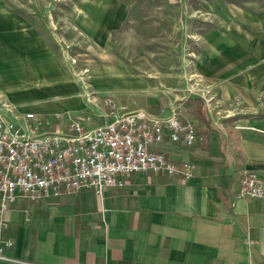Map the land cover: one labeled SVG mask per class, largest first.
<instances>
[{
	"label": "crops",
	"instance_id": "1",
	"mask_svg": "<svg viewBox=\"0 0 264 264\" xmlns=\"http://www.w3.org/2000/svg\"><path fill=\"white\" fill-rule=\"evenodd\" d=\"M28 24L0 12V116L32 112L65 132L71 122L97 127L132 113L110 114L103 104L118 86L110 70L85 78L53 36ZM235 30L222 41L216 87L225 107L216 111L209 101L197 119L192 96L177 103L204 141L155 148L174 164L193 165L192 179L134 174L102 197L83 190L17 201L0 214L13 243L0 264H264V200L237 198L243 171L264 174V8L239 18Z\"/></svg>",
	"mask_w": 264,
	"mask_h": 264
},
{
	"label": "rangeland",
	"instance_id": "2",
	"mask_svg": "<svg viewBox=\"0 0 264 264\" xmlns=\"http://www.w3.org/2000/svg\"><path fill=\"white\" fill-rule=\"evenodd\" d=\"M260 8L264 0H0L6 17L53 36L85 78L110 70L118 83L103 100L110 114L147 104L170 110L187 95L225 107L216 88L222 41ZM179 109L180 120L195 123Z\"/></svg>",
	"mask_w": 264,
	"mask_h": 264
},
{
	"label": "built area",
	"instance_id": "3",
	"mask_svg": "<svg viewBox=\"0 0 264 264\" xmlns=\"http://www.w3.org/2000/svg\"><path fill=\"white\" fill-rule=\"evenodd\" d=\"M47 117L29 112L21 120L0 116V214L17 201L106 189H122V177L148 173L192 179L193 165L174 164L155 148L165 141L187 147L204 141L192 122L178 117L177 107L153 114L143 110L118 116L112 123L85 127L71 122L65 132L50 129ZM238 199L264 200V174L243 171ZM0 219V260L13 243L3 237Z\"/></svg>",
	"mask_w": 264,
	"mask_h": 264
},
{
	"label": "trees",
	"instance_id": "4",
	"mask_svg": "<svg viewBox=\"0 0 264 264\" xmlns=\"http://www.w3.org/2000/svg\"><path fill=\"white\" fill-rule=\"evenodd\" d=\"M191 101H195L197 105L194 107L192 106L190 108V112L194 115L195 118L200 119L202 116H204L203 115V106H204L203 100L199 97H193L188 102H191Z\"/></svg>",
	"mask_w": 264,
	"mask_h": 264
}]
</instances>
